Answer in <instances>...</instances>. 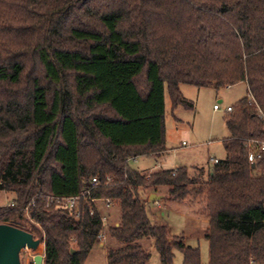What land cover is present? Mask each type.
Instances as JSON below:
<instances>
[{
	"label": "trees",
	"instance_id": "trees-1",
	"mask_svg": "<svg viewBox=\"0 0 264 264\" xmlns=\"http://www.w3.org/2000/svg\"><path fill=\"white\" fill-rule=\"evenodd\" d=\"M27 1L46 28L0 50V85L20 89L26 60L37 67L18 94L0 93V191L14 195L0 223L29 224L26 232L43 241L42 264H84L102 231L90 199L109 200L119 217L106 227L117 246L105 264H146L149 241L160 264H173L174 250L183 264H200L198 249L151 220L146 191L165 189L156 202L164 205L200 193L208 264H264V153L247 161L264 142V0ZM16 12L1 3L0 25L16 21ZM242 83L246 96L223 116L222 160L198 175L179 167L147 180L130 165L166 152L165 93L172 111L192 109L180 85ZM92 178L89 196L69 208L65 200Z\"/></svg>",
	"mask_w": 264,
	"mask_h": 264
},
{
	"label": "rangeland",
	"instance_id": "rangeland-1",
	"mask_svg": "<svg viewBox=\"0 0 264 264\" xmlns=\"http://www.w3.org/2000/svg\"><path fill=\"white\" fill-rule=\"evenodd\" d=\"M30 1L28 0L27 2ZM1 3L15 8L17 20L0 25V50L4 46H2V43H4L5 45H10L13 51L16 48V40L14 39L16 36L22 37L25 35V37L28 36L32 40H35L36 37H40L45 31L46 27L42 30L38 26L39 24H37V21L39 23H43L44 21V15L40 11H35L32 6L26 8L22 0H0ZM4 33H7V38L1 37ZM26 62L28 77L27 80L23 81L20 89L0 85V93H4L5 91L7 93L18 94L29 86L28 82L35 75L37 67L30 58ZM52 88L50 86L51 90H53ZM179 90L182 97L190 102L193 107L192 109L179 107L171 113L169 98L165 93V147L168 155L162 160V167L168 169L175 164L180 166L185 165L184 167L190 170L191 175H198V169L201 166L212 165L210 159L222 160L224 158L221 141L227 138L228 132L223 120V116L227 113L223 109L232 107L245 97L247 87L242 83L225 89L214 90L213 88H196L189 85H180ZM1 103L0 98V108ZM214 106L220 109L216 111L213 109ZM149 158L143 157L136 159V161H130V165L143 174L160 170H154V167L158 164L155 160ZM149 191H146V194H149ZM159 192L160 194H156L157 196L164 194L165 189L161 188ZM13 197L12 193L0 191V208L8 206ZM201 197L200 193H193L187 200L180 203H166L165 205L162 203L159 205L152 203V205L146 207V211L151 220L167 225L170 236L177 242L198 249L200 264H208V218L204 213V204ZM97 207L102 216L107 218V226L117 222L119 210L115 203L112 202L107 207L105 203L99 202L97 203ZM25 219L29 222L27 218ZM0 224H8L24 231L29 230V224H26L23 220ZM106 229L104 230L105 239L102 242V247L97 248L95 246L84 264H105L107 249L117 246L108 238ZM34 236L36 237L37 235L35 234ZM35 237L34 239H38V237ZM38 240L41 243L37 250L24 249L20 252V264H33L32 259L35 255L43 256V241L41 239ZM142 245L150 255L149 261L146 264H160L158 254L151 246V242H144ZM173 255V264H183V257L179 251L174 250Z\"/></svg>",
	"mask_w": 264,
	"mask_h": 264
},
{
	"label": "water",
	"instance_id": "water-1",
	"mask_svg": "<svg viewBox=\"0 0 264 264\" xmlns=\"http://www.w3.org/2000/svg\"><path fill=\"white\" fill-rule=\"evenodd\" d=\"M159 196L151 195L149 201L155 203ZM41 241L32 234L8 224H0V264H20L19 255L24 249L37 250ZM74 253L73 250L70 251ZM33 264H42L43 256L35 255Z\"/></svg>",
	"mask_w": 264,
	"mask_h": 264
},
{
	"label": "built area",
	"instance_id": "built-area-1",
	"mask_svg": "<svg viewBox=\"0 0 264 264\" xmlns=\"http://www.w3.org/2000/svg\"><path fill=\"white\" fill-rule=\"evenodd\" d=\"M214 110H219L220 108L217 107V106H214L213 107ZM223 111L225 113H229L231 112V107H227L225 109H223ZM264 153V142H260V143H256V149L253 150V151H250L248 156H247V161L250 163V164H254L255 161H257L261 155ZM210 161H212V163H217L218 160L217 159H210ZM150 174V173H149ZM149 174H146L145 176V179L147 180L148 177H149ZM108 182H110V179H107ZM97 179L96 178H92L91 179V182H90V187H88L87 189H84L83 191H81V193L76 196V197H72L70 199H67L65 200V204L69 207V208H73L74 207V204L79 201L81 198H86L89 196L90 194V190L92 187H94L96 184H97ZM90 202L91 203H94L97 205V203L99 202H102V203H105V206H110L111 205V201L109 200H105V201H100V200H96V199H90ZM155 204H158L155 202ZM79 212H75V218H78V215ZM101 226H102V231H100V233L97 235V239H96V247H99L101 248L102 247V242L104 241L105 239V236H104V230L106 229L107 227V218L102 216L101 217Z\"/></svg>",
	"mask_w": 264,
	"mask_h": 264
},
{
	"label": "crops",
	"instance_id": "crops-1",
	"mask_svg": "<svg viewBox=\"0 0 264 264\" xmlns=\"http://www.w3.org/2000/svg\"><path fill=\"white\" fill-rule=\"evenodd\" d=\"M166 106V105H165ZM179 108V107H178ZM177 109V108H176ZM175 109V110H176ZM174 111V110H173ZM172 110H171V107H170V112L172 113L173 112ZM165 116H166V109H165ZM165 149H166V147H165ZM168 155V153H167V149H166V152L164 153V154H162L160 157H150L149 159H153V160H155L156 161V163L158 164L157 166H155L154 167V170H156V169H164L163 167H162V160H164V158L166 157ZM142 157H140V158H135V159H133V160H131V161H136V159H141ZM130 163V162H129ZM185 166V165H184ZM184 166H180V165H172L170 168H168V169H171V170H174V169H177V168H179V167H184ZM193 166V165H192ZM202 167V166H201ZM151 171V170H150ZM151 195H156V194H153V193H149L148 194V201H149V197L151 196ZM157 196V195H156ZM160 197V196H159ZM158 205H159V203H158ZM97 248H99V247H97Z\"/></svg>",
	"mask_w": 264,
	"mask_h": 264
}]
</instances>
